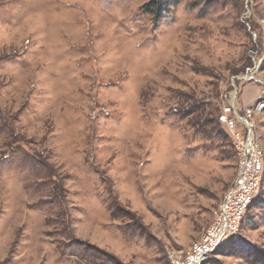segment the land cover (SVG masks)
<instances>
[{"label":"rangeland","instance_id":"obj_1","mask_svg":"<svg viewBox=\"0 0 264 264\" xmlns=\"http://www.w3.org/2000/svg\"><path fill=\"white\" fill-rule=\"evenodd\" d=\"M151 1L0 0V264H170L213 221L238 173L224 109L264 85V0L156 22ZM257 198L259 247L210 264L264 255V179Z\"/></svg>","mask_w":264,"mask_h":264},{"label":"built area","instance_id":"obj_2","mask_svg":"<svg viewBox=\"0 0 264 264\" xmlns=\"http://www.w3.org/2000/svg\"><path fill=\"white\" fill-rule=\"evenodd\" d=\"M261 27L264 30V20ZM234 101H230L224 109V122L238 158L237 177L214 209L213 221L202 236L194 242L189 252L172 254L170 264H206L219 250L213 251L221 236L225 231L231 234L259 195L264 179V152L256 135L255 116L264 113V85L258 97L241 110Z\"/></svg>","mask_w":264,"mask_h":264},{"label":"snow or ice","instance_id":"obj_3","mask_svg":"<svg viewBox=\"0 0 264 264\" xmlns=\"http://www.w3.org/2000/svg\"><path fill=\"white\" fill-rule=\"evenodd\" d=\"M41 4L42 0H33V6L39 7ZM6 62L15 63V58H12L11 61H9V58L7 57H0V67H3ZM262 135H264V132H262ZM253 227H259V225L250 224L247 220V217L245 216L231 231V234H229L228 231H225L213 251L220 248L221 246L232 244L245 245L252 248L259 247V245H257L252 239L249 238V236L246 235V233H248ZM262 239H264V237H262ZM8 264H11V261H9ZM117 264H119V262H117Z\"/></svg>","mask_w":264,"mask_h":264},{"label":"trees","instance_id":"obj_4","mask_svg":"<svg viewBox=\"0 0 264 264\" xmlns=\"http://www.w3.org/2000/svg\"><path fill=\"white\" fill-rule=\"evenodd\" d=\"M181 0H152L149 4L143 7V11L150 15L154 21L160 20L166 13L169 12L170 7L178 5ZM258 199V198H257ZM257 199L253 203L252 207L255 204H258ZM247 216V214H246ZM253 257V264H264V255L260 252L251 254ZM210 260V259H209ZM209 262V261H208ZM206 264H210L211 262Z\"/></svg>","mask_w":264,"mask_h":264}]
</instances>
